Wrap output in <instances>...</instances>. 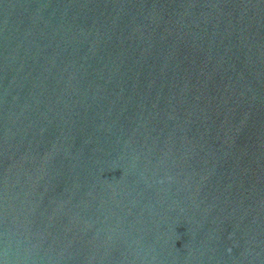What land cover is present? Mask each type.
Here are the masks:
<instances>
[{
	"label": "water",
	"instance_id": "obj_1",
	"mask_svg": "<svg viewBox=\"0 0 264 264\" xmlns=\"http://www.w3.org/2000/svg\"><path fill=\"white\" fill-rule=\"evenodd\" d=\"M0 264H264V0H0Z\"/></svg>",
	"mask_w": 264,
	"mask_h": 264
}]
</instances>
